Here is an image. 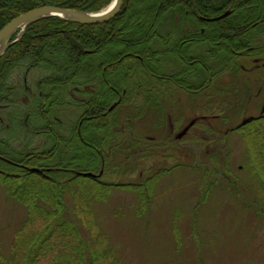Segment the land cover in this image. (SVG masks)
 <instances>
[{
  "label": "trees",
  "instance_id": "1",
  "mask_svg": "<svg viewBox=\"0 0 264 264\" xmlns=\"http://www.w3.org/2000/svg\"><path fill=\"white\" fill-rule=\"evenodd\" d=\"M112 1L0 0V31L37 8L98 13ZM158 1L153 6L151 0H126L115 18L95 26L56 17L40 20L0 59V117L7 123L0 125V170H5L0 187L26 211L13 235L11 255L0 258V264H116L103 238H83L84 223L74 212L78 206L69 207L63 197L66 187L82 179L76 173L97 174L108 160L103 154L112 146L117 122L110 120L113 111L108 109L122 92L131 97L145 90L136 96V104L140 97L144 104L133 121L144 110L165 107L148 88L171 86L194 96L210 88L206 95L233 96L234 105L240 99L237 91L247 79L240 77L238 61L264 55V44H258L264 38V0ZM252 1L258 2V11L238 14L240 5L254 7ZM227 12L218 21L203 20ZM225 71L234 79L227 85L218 79ZM68 121L73 122L70 128ZM129 144L130 151L139 145ZM117 148L122 150L120 144ZM251 158L260 172L264 165L257 156ZM34 168L45 177L29 172Z\"/></svg>",
  "mask_w": 264,
  "mask_h": 264
},
{
  "label": "rangeland",
  "instance_id": "2",
  "mask_svg": "<svg viewBox=\"0 0 264 264\" xmlns=\"http://www.w3.org/2000/svg\"><path fill=\"white\" fill-rule=\"evenodd\" d=\"M156 1L151 0L153 6L161 4ZM244 7L238 14L246 17L259 10L258 2ZM238 65L247 80L239 86L235 105L233 96L206 95L210 88L195 96L171 86L148 88L165 107L144 110L133 121L144 104L140 97L137 105L136 96L145 90L126 94L110 116L117 122L112 146L103 154L108 160L100 184L82 178L66 187L63 201L78 206L74 212L84 223L83 238H103L116 264H264V176H259L264 166L257 171L251 158L257 156L264 165V55ZM231 73L225 71L220 83L234 80ZM193 120L195 126L177 140ZM0 125L7 126L2 117ZM133 142L139 145L130 151ZM25 217L24 206L0 187V258L10 257L13 235Z\"/></svg>",
  "mask_w": 264,
  "mask_h": 264
},
{
  "label": "water",
  "instance_id": "3",
  "mask_svg": "<svg viewBox=\"0 0 264 264\" xmlns=\"http://www.w3.org/2000/svg\"><path fill=\"white\" fill-rule=\"evenodd\" d=\"M126 0H113L112 4L108 9L101 13H85L75 10H69V9H62L58 7H41L37 8L35 10H32L24 15H21L15 19H13L11 22H9L1 31H0V59L1 57L6 53V51L17 44L22 37L24 36L27 28L46 18L50 17H57L60 19H63L65 21H68L69 23L81 25V26H95V25H101L104 23L109 22L113 18H115L120 11L122 10L124 3ZM228 15L227 13H224L222 16L212 19V20H206L207 22H215L220 19H223ZM15 40L11 41L12 37L16 34ZM116 105L111 107L109 111H112L115 108ZM250 120V119H249ZM249 120L244 121L242 124H245L249 122ZM194 122L190 123L186 129L183 130L182 133L178 135V139L182 138L188 130L193 126ZM31 173L40 174V171L37 169H31ZM77 176H82L84 178H96L94 175L90 173L85 174H78Z\"/></svg>",
  "mask_w": 264,
  "mask_h": 264
},
{
  "label": "flooded vegetation",
  "instance_id": "4",
  "mask_svg": "<svg viewBox=\"0 0 264 264\" xmlns=\"http://www.w3.org/2000/svg\"><path fill=\"white\" fill-rule=\"evenodd\" d=\"M125 96V92H122V94L119 96V98H118V100L115 102V103H117L119 100H121L122 99V97H124ZM114 103V104H115ZM114 104H112L111 106H113ZM264 108V107H263ZM110 109V108H109ZM109 109H108V112H109ZM81 124H82V121H80L79 123H78V128H77V130L79 131L80 130V128H81Z\"/></svg>",
  "mask_w": 264,
  "mask_h": 264
},
{
  "label": "bare ground",
  "instance_id": "5",
  "mask_svg": "<svg viewBox=\"0 0 264 264\" xmlns=\"http://www.w3.org/2000/svg\"><path fill=\"white\" fill-rule=\"evenodd\" d=\"M202 19V18H201ZM203 20H205L206 21V19H203ZM264 66V65H263Z\"/></svg>",
  "mask_w": 264,
  "mask_h": 264
}]
</instances>
